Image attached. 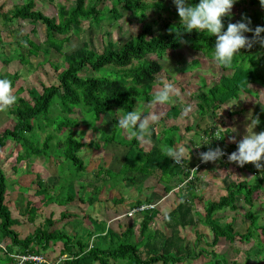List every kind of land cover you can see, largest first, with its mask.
Returning <instances> with one entry per match:
<instances>
[{
  "label": "trees",
  "instance_id": "obj_1",
  "mask_svg": "<svg viewBox=\"0 0 264 264\" xmlns=\"http://www.w3.org/2000/svg\"><path fill=\"white\" fill-rule=\"evenodd\" d=\"M55 1L28 0L26 3L15 5L8 12L3 11L4 5L0 9V19L8 27L28 22L34 27V33L37 32L39 24L46 29L44 42L33 41L28 36L23 37L21 43H18L16 53L11 58L3 60L0 78L11 80L16 89L20 77L17 73L12 74L7 71L6 67L14 61L31 67L30 56H37L40 52L48 57L53 50L57 51L63 55L64 61V68L55 67L59 72L58 84L43 85L42 92L38 95L32 93V97L24 95L25 90L22 87L15 91L17 103L9 109L13 125L0 131V154L11 140L22 148V152L17 157L18 163L24 161L42 163L50 159L53 163H57L60 177L57 184H52L47 181L49 176L44 177L42 173L33 175L28 172L27 176L37 179V189L34 193L36 197L43 198L42 205L39 207L31 201L26 204L25 211L21 212L13 207L15 200L9 197V183L3 170L4 161L0 158V242L6 239V243L8 240L10 243H7L3 256L0 255V264H16L18 260L13 258V255H39L46 259L47 252L58 244H62V249L56 264H117L119 262L120 264H183L201 258L207 260L205 264H243L237 260L241 249H237L236 246L239 243L244 245L249 241H254V245L245 252L244 264H251L252 252L261 255L264 261V223L261 224L259 216L253 212L256 205L255 194L264 190V170L257 169L253 164L237 166L240 173L248 171L255 175L256 183L237 180L229 184L226 195L207 202L203 220H199L212 235V241H209V236L201 232L198 227L199 220L195 211V207L204 199V196L197 192L198 179L194 178L187 182L190 176L187 161H184V166H178L172 158L161 151V146L169 141L168 138L163 137L166 131L158 144L146 150L141 146V142L134 137L127 139L123 134L124 130L116 127L117 110L132 111L137 109L138 104L152 98V87L157 83L158 74L163 71L160 60L179 51L183 45L195 52H203L207 60H214L213 51L217 38L196 30L191 33L185 32L178 11H174L176 6L173 0H112L111 7L105 6L103 9L99 6L104 0H76L75 4L70 6L58 4L56 15L50 16L44 11L43 6H53ZM187 2L196 5L200 0H187ZM237 2L240 5L247 4V8H243L242 17L246 16L251 20L250 27L253 29L256 26L264 27V6L261 5L260 0H237ZM151 11L156 15L153 19L149 17ZM165 11L174 14L175 21L165 19L163 17ZM125 14H130L141 26L139 33L127 40L120 48L109 42L100 52L85 42L79 49L69 53L64 51L65 46L71 43L74 36L83 33L81 26L84 21H88L90 25L107 22L110 27H114ZM231 17L232 15L223 20L225 31L229 23H235L231 21ZM173 28L178 29L180 34L169 31ZM1 34L0 30V42H2ZM247 34L253 38L252 33ZM261 38L264 39V33H261ZM193 64L198 67L199 60H194ZM245 64L247 67L244 66ZM220 68L224 75L219 81L211 86H204L207 91H200L197 94L196 106L203 117L217 119L221 109L231 100L238 99L241 94L248 99L259 98L261 94L259 91L264 89V45L255 43L251 49H242L231 69ZM254 92L258 93L257 98L252 97L251 93ZM54 105L57 107L52 111ZM58 110L69 116H74L79 111L83 117H66L56 124L57 119L52 117L58 116L55 115V111ZM181 112L182 108L179 104L172 105L166 112L165 119H177ZM60 116L58 117H63ZM107 116L111 118L113 128L110 133L103 132L99 137L100 141L105 147L118 144L127 148V152L118 172L108 168L99 170L100 181L105 182L106 178L107 181L116 180L117 173L126 175L131 173L133 175L124 179L125 182L138 185L141 181L155 176L156 183L164 184L167 193L185 186L182 191L180 190L177 205L163 216L162 228L157 227L156 221L160 216V210L156 207L139 213L141 218L139 232L143 236L142 241L137 239L131 225L126 229L121 227L122 231H119L115 227L108 226L107 219L98 221L95 230L88 228L82 234L79 231L69 234L55 226L56 222L62 223L69 218L77 217L70 211H64L58 221L49 217L42 226H38L33 233L22 238L14 229L20 223L14 218L13 213L21 217L27 216L26 219L33 223L38 215L43 214L45 206L50 204L61 202L60 206H67L80 201L87 206L98 201L99 197L92 196L85 202L86 198L73 194L72 184L78 178H71L68 172H64L67 164L70 165L72 175H80L79 173L87 170L80 155L88 147L87 143L83 139L81 141L75 139L73 135L63 140L58 139L55 143L53 141L56 138L55 134L58 136L66 130H76L81 125L87 126L88 120L94 124L101 123ZM46 118H49L48 122H45ZM176 128L173 127L171 130L175 131ZM48 129L52 131H47ZM259 129L264 131L263 120L259 124ZM45 131L44 140L37 138L38 132ZM212 131L213 128L205 130L204 133L212 135ZM226 140V133H222L219 138L212 139L209 147L203 145L204 150L207 152L209 148L214 149L215 145L223 146ZM171 142L169 141L168 144ZM172 145L170 147H173ZM237 145H230L229 148H235ZM90 147L98 148V144L95 141L91 142ZM60 165L63 166L62 170ZM12 166V170H16V166ZM14 184L18 186L15 192L24 188L18 180L13 182ZM27 189L31 190L29 187ZM239 201L249 208L244 215L249 221L245 232L236 230L235 220L221 224L222 218L218 217V214L225 211L237 212ZM105 202L113 206L121 205L127 211L144 204L140 200H126L123 197ZM145 203L151 204L149 201ZM109 206L105 207L106 211ZM108 216L111 218L109 214ZM87 218L91 219V216L88 215ZM152 224L155 230L150 236L148 233ZM189 230L193 231L195 236L191 240L183 234V231ZM97 239L100 241L97 242ZM223 241L235 247L233 257L230 253L221 254L218 251V246Z\"/></svg>",
  "mask_w": 264,
  "mask_h": 264
},
{
  "label": "rangeland",
  "instance_id": "obj_2",
  "mask_svg": "<svg viewBox=\"0 0 264 264\" xmlns=\"http://www.w3.org/2000/svg\"><path fill=\"white\" fill-rule=\"evenodd\" d=\"M27 1L28 0H0V9L4 5L3 11L8 12L9 10L13 9L15 5L23 4ZM111 1L112 0H104L102 3H100L99 8L103 9L105 6L111 7ZM75 2L76 0H56L53 6L44 5L43 9L48 15L53 16L56 15L58 4L70 6L75 4ZM39 6H41L40 3ZM243 8H247V4L240 5L238 2L235 3L231 13V21L235 23L240 21ZM174 11L177 12V8H175ZM149 17L150 19H153L156 17V15L153 11H151L149 12ZM163 17L167 20L175 21L174 14L168 11L163 12ZM140 26L141 25L135 20V18L131 17L130 14L123 15L114 27H110L107 22L90 25L88 21H84L81 26L83 33H81L80 36H74L71 43L65 46L64 51L69 53L73 50L79 49L85 42H88L92 48L100 52L103 51V48L109 42L114 43L115 47L120 48L127 40L139 33ZM161 27L162 26H160V28ZM33 29L34 27L28 22H23L21 25L8 27L0 19V30L2 31V42H0V70L3 66V60L11 58L16 53L18 50V43H21L23 37L28 36L33 41L40 43L45 41V27L40 24L37 25L36 33L33 32ZM245 35L248 36L249 39H252V37H249L247 33ZM194 60H199L198 67L194 66ZM30 61L32 63L31 67L23 66L19 61H14L11 65L6 67L7 71L12 74L17 73L20 77L15 91L22 87V89L25 90L24 95L27 97H32V93L33 95H38L42 92L43 85L47 86L58 84L59 72L56 71L55 67L57 66L64 68L63 55L61 53L53 50L50 56L46 57L44 56L43 52H40L37 56H30ZM160 62L163 66V71L158 74L157 83H155L152 87L153 95L155 90L161 86L160 81L162 79L173 82L179 88L181 95L179 97H174L172 103L164 106H156L155 108H153L150 103L152 98L146 102L138 104L137 108L145 114L152 112L159 116V119L151 126V141L141 143V146L144 149L150 150L153 145L158 144L159 141H161V136L163 133H165V131L166 133L163 137L168 138L169 141H172L171 144H173L172 148L174 149L181 147V145L185 149L188 147V145H190L191 141L193 143L200 144L202 137L205 138V141L209 143L213 138H218L214 136V133L219 125L226 128V130L223 132L224 134L226 133V139H234L236 142L232 143V145H236L247 134L246 127L250 123V116L252 118L258 117L260 124L261 120L264 119V89L259 91L261 94L258 99H248L244 94H241L238 99L231 100L226 105V107L221 109L217 119L208 116L203 117L200 115L196 106L198 102L197 94L200 91L206 92L207 89L204 86H211L214 83H217L221 76L224 75L223 70L214 62V60H207L203 52H195L183 45L179 51L167 55V57L164 60H160ZM251 95L252 97L257 98L258 93L254 92L251 93ZM56 104L57 103H55V105ZM175 104H179L182 109L187 105H191L193 110L187 117L180 115L177 119H165L166 112L172 105ZM55 105L52 107V111L57 107H55ZM55 115L63 116H60L61 118L58 116L52 117L53 119H57L56 124L66 117H83V114L81 115V112L79 111L76 112V115L69 116L60 113L58 110L55 111ZM52 118H50V120H52ZM12 119L13 118L9 113V109L0 112V131L6 127H12ZM47 120H49V118H46L45 122H48ZM221 122L224 124H221ZM87 123L90 124H87V126L81 125L76 130H66L58 136L55 134L56 138L53 143L57 142L58 139L63 140L73 135L75 139L79 141L83 139V141L87 144H91V142L94 141L98 144V148L90 147L85 149L80 154L87 167L85 172L79 173L80 175H72L70 173L69 164L65 165L64 170V172H68L70 174L69 176L71 178H78L75 180V183L72 184L73 194H77V197L86 198L85 202L88 201V198L92 196L99 197L98 201L93 205L87 206L83 205L84 202L81 203L80 201L73 202V204L67 206H60L59 204H62L61 202H57V204H50L49 206H45L43 214L38 215L33 223L26 219L27 216L21 217L17 213H13L14 218L18 219L20 223L18 226H15L14 229L19 232L22 238L33 233L38 226H42L45 219L53 217L54 221H58L61 218L62 212L70 211V213H74V215H77V217L69 218L62 223L56 222L55 226L58 229H64L69 234H75L76 231H79L82 234L88 228L95 230V228L98 226V221L107 219L108 226L115 227V229L119 231H122L120 229L121 227L126 229L131 225L134 229L137 239L142 241L143 236L139 232V224L141 219L139 212L134 213L133 217H129L127 213L130 211H127L123 206H113L111 203L105 204V201L113 198L123 197L126 200L137 199L142 202L149 201L151 204L152 202L157 204V207L160 210V216L156 221L158 228H162L163 216L168 214L179 202L178 196H180V193L183 188H185V186L181 189L175 188L172 192L167 193L164 184L156 183L157 178L155 176L141 181V183L138 185L125 182L124 179L129 178V175H133L131 173H127V175L125 173H117L118 179L116 180L107 181L106 178L105 182L100 181V178H98V176H100L98 174L100 169L104 170V168L109 167L112 169V171L114 170L113 172L120 170L124 162L127 148L119 146L118 144H111L105 147L103 142L100 141L99 137L97 138L100 133H110L112 131L113 124L109 116L106 117L101 123L94 124L91 120H88ZM173 127H177L176 129L179 131L171 130ZM212 128V135H206L204 133L205 130ZM259 130L260 129L258 125L255 128V132L259 133L261 131ZM47 131L52 130L48 129ZM45 134L46 131L43 133L38 132L37 138L44 140ZM123 134L127 139H130L131 136L125 131ZM168 142L164 144V146L170 147L171 144H168ZM53 146L55 145L53 144ZM190 146H192V144ZM193 150L194 147L192 151ZM21 152V146H18V144L9 140L8 145L0 154V158L2 161H4L3 170L9 183V197H13L12 200H15L13 207L21 212H24L28 202L32 201L35 205L40 207L42 205L41 200L43 199L42 197L35 196L34 192L37 189L36 178H33L34 180H32V182L22 178L19 179L24 172L34 174L42 173L44 177L49 176L47 181L52 184H57L60 181V177L57 163H53V161L50 159L44 160L42 163H31L25 161L18 163L17 157ZM186 152L188 151L186 150ZM185 158L186 157H184L183 160H185ZM188 159H191L189 158V155ZM12 165L16 166L15 171L12 170ZM237 166L238 165L218 166L216 163L213 165L208 164L201 167L199 172L195 174V178L198 179L196 180V187L201 189V193L203 194L202 196H204V199L198 204L199 206L195 208L198 220H203V216L205 214L204 209L207 205V202L216 200L219 197L226 195L227 188L230 183L237 180H245L251 184L256 183L257 179L255 175L248 171L240 173L237 169ZM60 167L62 170L63 166L60 165ZM18 179L20 180L21 185L29 186L31 190H28L27 187H24L21 191H19L20 193L17 191L15 192L14 190L18 189V186L17 184L13 185V182L17 181ZM99 190L102 191L99 192ZM84 191L86 192V195H84ZM255 200L256 205L253 208V212L255 215L259 216L260 223L263 224L264 190L255 194ZM237 204L239 208L237 212L225 211L218 214V217L222 218L220 220L221 224H226L232 220H235L234 226L236 230L239 232H245L249 226V221L245 219L244 215L249 210V208L240 201ZM106 206H109V212L105 210ZM118 211L120 212L117 213ZM108 214L111 218H109ZM88 215L91 216V219L87 218ZM198 224L200 231L205 232L209 236V241H212V235L210 234V231L200 224V220ZM154 230L155 227L154 224H152L148 235L151 236ZM183 234L188 240H191L195 237L193 231L191 230L183 231ZM85 239L88 240V237L85 236ZM99 241L100 239H97V242ZM7 243L10 244L9 240ZM7 243L6 239L0 242V255L3 254ZM253 245L254 241H249L244 245L240 243L237 244V249H241V253L238 255L237 259L240 263H245V252L253 247ZM61 249L62 244H58L49 250L46 257L47 262L50 264H56L60 256ZM218 251L221 254L230 253L232 257L235 255V247H231L229 243L224 241L218 246ZM251 255H253L251 258V264H257L258 262L264 264L261 255L258 256V253L255 252H252ZM206 262L207 260L201 258L193 262L186 261L183 264H205ZM117 264H120V262Z\"/></svg>",
  "mask_w": 264,
  "mask_h": 264
},
{
  "label": "clouds",
  "instance_id": "obj_3",
  "mask_svg": "<svg viewBox=\"0 0 264 264\" xmlns=\"http://www.w3.org/2000/svg\"><path fill=\"white\" fill-rule=\"evenodd\" d=\"M173 2L185 32L191 33L196 30L206 32L217 38L213 58L220 67L231 69L234 60L241 54L242 49H251L255 43L264 45V39L261 38L264 27L256 26L253 29L250 27L251 20L246 16L242 17L241 21L229 23L227 30H224L223 20L231 15L237 0H200L196 5L189 4L187 0H173ZM260 3L264 6V0H260ZM169 31H176L180 34L176 28ZM246 33H252L253 38L249 39L245 35ZM244 66L247 67V64ZM160 85L155 90L150 102L153 108L168 105L173 102L174 97L181 95L179 88L173 82L162 79ZM17 99L12 81L7 78H0V112L13 107L17 103ZM192 110V106L187 105L182 109L181 115L187 117ZM250 117V123L246 127L247 134L239 141L237 151L228 154V161L236 163L240 167L253 164L257 169L264 170V131L255 132L260 120L258 117ZM116 119L118 120L117 128L124 130L139 142L145 143L151 141V126L159 119V116L152 112L145 114L138 108L132 111L120 109L116 112ZM225 130L226 128L219 125L214 135L219 138ZM100 136L101 133L97 138ZM232 142L235 143L236 141L233 139ZM161 151L177 164H180L185 157L183 147L174 149L162 145ZM225 155L226 153L219 147L209 148L207 152L200 153V159L203 163H215ZM192 171L195 173L198 169H192Z\"/></svg>",
  "mask_w": 264,
  "mask_h": 264
},
{
  "label": "built area",
  "instance_id": "obj_4",
  "mask_svg": "<svg viewBox=\"0 0 264 264\" xmlns=\"http://www.w3.org/2000/svg\"><path fill=\"white\" fill-rule=\"evenodd\" d=\"M222 150L226 153V155L221 157L215 163H228V164L231 163L228 161V154H231L232 152L237 151V147H235V148L227 147V148H223ZM195 152H196L197 164L192 169H198V171L193 173L192 169H190V176L187 179V182L191 181L192 179L195 178V176H196L195 174H197L199 172L201 167H203L204 165H207L209 163H213V162L203 163L201 161L200 153L206 152L203 148H197ZM175 164L178 166H184V160H182V162L180 164H177L176 162H175ZM156 207H157V204H154V203L143 204L140 207L132 209L127 214L129 215V217H133L134 213H137V212L141 213L144 210L155 209ZM13 258L18 260L16 264H42V263H47V260L45 259V257L39 256V255H13Z\"/></svg>",
  "mask_w": 264,
  "mask_h": 264
},
{
  "label": "crops",
  "instance_id": "obj_5",
  "mask_svg": "<svg viewBox=\"0 0 264 264\" xmlns=\"http://www.w3.org/2000/svg\"><path fill=\"white\" fill-rule=\"evenodd\" d=\"M254 104V103H253ZM108 117V116H107ZM106 118V117H105ZM105 118H103V119H105ZM263 121H264V119H263ZM192 130V129H191ZM260 131V130H259ZM261 132V131H260ZM212 138V137H211ZM232 140L233 139H227L226 140V144L225 145H223V146H219L218 145V147L219 148H227V147H230V145H232ZM192 144V146H190ZM211 143L209 142H207V141H205V138H201V143L199 144V143H193L192 141H191V143H190V145H188V147H186L185 148V157L187 158H185V160L184 161H187V164H188V168L189 169H192L193 167H195L196 166V164H197V158H196V150L195 149H197V148H203L204 149V147H203V145H205V146H207V147H209V145H210ZM88 145V147H86V149L87 148H90V144H87ZM181 147H182V145H181ZM193 147H194V150L192 151V149H193ZM215 148H217V145H215ZM214 148V149H215ZM186 150L188 151V152H186ZM126 155V154H125ZM188 155H189V158H191V159H188ZM191 160V161H190ZM124 163V162H123ZM210 165H213V164H215V163H209ZM208 165V164H207ZM216 165H218V166H223V165H226V166H228V165H234V166H236V165H238V164H236V163H216ZM204 166H206V165H204ZM236 168V167H235ZM108 169H110V170H112L111 168H109L108 167ZM121 169V168H120ZM13 171H15V170H13ZM114 171V170H113ZM119 171V170H118ZM118 171H116V172H118ZM33 175H34V173H32ZM32 174H30V175H32ZM28 175V172H24L22 175H21V177L19 178V179H25V180H30V182H32V180H34L33 178L34 177H32V176H27ZM27 176V177H26ZM18 179V180H19ZM20 181V180H19ZM24 187H29V186H24ZM197 188V187H196ZM18 192V191H17ZM197 192H198V194L199 195H203L202 193H201V189H198L197 188ZM20 193V192H19ZM137 200V199H136ZM145 203V202H144ZM153 203V202H152ZM145 204H147V203H145ZM199 206V205H198ZM198 206H196V207H198ZM195 207V208H196Z\"/></svg>",
  "mask_w": 264,
  "mask_h": 264
}]
</instances>
